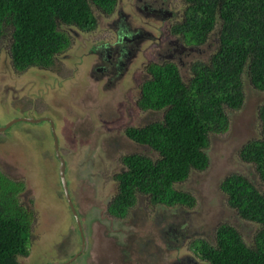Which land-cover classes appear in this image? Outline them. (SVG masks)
Masks as SVG:
<instances>
[{
  "label": "rangeland",
  "instance_id": "obj_1",
  "mask_svg": "<svg viewBox=\"0 0 264 264\" xmlns=\"http://www.w3.org/2000/svg\"><path fill=\"white\" fill-rule=\"evenodd\" d=\"M179 1L184 7L183 0ZM94 12L99 25L91 33L84 34L65 26L71 33L72 43L59 53L57 62L50 68L57 79L40 68L33 67L22 73L16 71L8 52L9 36L0 47V124H7L15 115L33 118L47 115L56 122L59 150L67 165L68 188L85 240L84 254L73 260L82 249V237L60 184L59 161L53 149L50 124L14 121L0 132V172L23 181L24 190L19 193V200L36 216L29 242L30 253L20 256L19 260L22 264L53 261L62 264H168L177 254L187 252L186 246H181L183 238L178 239V235L176 240L173 238L174 229L183 231L185 237L195 235L212 242L216 227L225 222L235 227L244 242L251 246L258 226L242 219L227 204L220 188L227 175L240 173L259 189H264L254 166L239 156L245 142L260 138L258 108L264 103V90L255 89L248 76L242 78V106L226 110L227 129L209 134L205 148L209 158L207 168L191 171L184 182L176 185L177 189L193 194L194 207H165L141 196L125 217L107 213V204L117 190L114 174L124 168L121 157L133 152L156 156L148 147L130 140L125 128L160 120L163 110H141L136 105L138 88L147 78L141 58L130 65L124 83L117 82L120 88H110L112 92L109 93L103 88V92L100 91L103 96L99 99L90 93V104L85 102L88 98L83 89L69 88L72 77L90 82L87 75L84 78L87 63L92 59L90 43L108 35L106 19L99 10L94 9ZM212 33V48L204 46L201 53H197L198 49L191 58H184L182 65L178 62L184 80L190 78L189 65L193 59L206 61L214 52L217 32ZM7 80L14 88L2 91ZM57 80L64 82L52 88ZM83 83L82 87L85 81ZM44 85L50 88H43ZM9 89H14L15 93ZM27 111H31L29 115ZM165 244L179 246L181 250L174 249L171 253Z\"/></svg>",
  "mask_w": 264,
  "mask_h": 264
},
{
  "label": "trees",
  "instance_id": "obj_2",
  "mask_svg": "<svg viewBox=\"0 0 264 264\" xmlns=\"http://www.w3.org/2000/svg\"><path fill=\"white\" fill-rule=\"evenodd\" d=\"M178 32L187 42L204 45L217 32V51L207 61L195 60L184 80L174 62H149V78L140 85L136 105L141 110H163L160 120L128 126L126 136L155 153L133 152L121 157L124 168L114 174L116 193L107 213L128 214L144 196L165 207L195 205L193 194L177 189L191 171L207 168L209 134L228 126L227 109L244 102L243 76L264 90V0H184ZM117 0H0V47L9 36L8 52L15 70L50 67L71 43L74 27L91 31L97 25L94 9L111 13ZM260 138L245 142L240 158L254 166L264 183V103L258 108ZM227 204L258 229L248 246L235 227L221 223L215 245L197 238L192 246L210 264H264V189L248 177L231 173L221 182ZM21 180L0 172V264H21L29 252L35 212L19 200Z\"/></svg>",
  "mask_w": 264,
  "mask_h": 264
},
{
  "label": "flooded vegetation",
  "instance_id": "obj_3",
  "mask_svg": "<svg viewBox=\"0 0 264 264\" xmlns=\"http://www.w3.org/2000/svg\"><path fill=\"white\" fill-rule=\"evenodd\" d=\"M183 2L185 1L183 0L182 3ZM184 7H185V4H184ZM184 7L181 5L179 0H117L115 8L111 13L106 14L102 11H99V14H101L102 17L106 19L105 22H106V30L108 31V35L100 37L99 39H96V41L93 40L92 41L93 43H90L91 45L89 47V51H90L89 53L91 54L92 59L89 61V63H87V67L85 69V77H84L86 78V75H87V78L90 79V82L84 79L83 81H85V86L82 87V84H84L83 81L75 80V78L72 77L71 78L72 80L68 79V80H71L70 81L71 83L69 84V88L73 89V87H78V88L80 87V89H83L84 94L88 98V101H85V102L90 104V100H89L90 93L94 94V96L97 99H99V96L101 97L103 96V94H101V92H103L102 91L103 88L108 90V93L112 92L111 89L120 88V86L119 87L116 86L117 82L122 81V83H124L127 73L129 71V67L135 59H139V58L142 59L141 62L143 63V73L147 75L146 79H148L149 74L146 71V66L151 61L156 62V63L157 62L164 63V62L170 61V62L176 63V65H178V62H180L182 65L183 64L182 60L187 57L191 58L193 54H196L198 49L199 51L197 53H201L203 51L204 46H206V48H212V44L214 41L210 40V38L208 39V41H206L204 45H197V44L194 45L192 43L187 42L184 36L178 32V24L183 18ZM96 18H97V15H96ZM98 25L99 24H98V19H97V25L93 30L82 31L78 29V31L83 32L84 34H88V33L95 31L98 28ZM70 37H72L71 34H70ZM215 51H217V46L214 52ZM58 55L59 54H57L55 57L54 64L57 62ZM10 60H11V57H10ZM195 60H201V59H195ZM195 60L193 59L192 62L190 63L189 71H190V66ZM53 65H51L50 67L34 66V68H37V69L40 68V70L42 71H49V73L54 76L53 78L57 79L58 76L54 75V73H52V71L50 70V68H52ZM31 68L33 67L26 68L25 70H22V71H18V70L16 71L21 72V73L25 71L28 72L29 69ZM137 72H138V69H137ZM57 74L59 75L58 72ZM129 80H130V76H128L127 78V81ZM63 82L64 81H58V80L55 81V83H52V88L55 85H62ZM7 83H8V80L3 86V89L1 88L2 91L4 89H8L9 87H13V85H9ZM45 87L50 88L49 85H44L43 88ZM138 89L140 92V87ZM9 90L14 92V89H9ZM19 92H20V89H19ZM30 112L31 111H27L26 114L28 113L30 114ZM11 117H9V119ZM43 117H47L49 118V120L42 119L39 121H35V119H39ZM13 118L15 122L24 121V122L42 123V124H47V125L50 124L49 129L51 127L50 131H51V135L53 138V143H52L53 149H54L55 156L57 157L56 150H55L54 131L51 125V121H52L54 125L55 134H56L57 128L55 129L56 127L55 121H53L47 115L38 116L35 118L30 117V116H24V115H15ZM5 125L0 124V126H5ZM8 127H6V129ZM3 131H0V132H3ZM56 139L58 143L57 134H56ZM58 149H59V146H58ZM65 164H66V161H65ZM66 167L67 165L65 166V179L67 181V188H68V179L66 178ZM59 172H60V169L58 173ZM59 179H60V174H59ZM60 184H61V179H60ZM68 192H69V188H68ZM63 193H64V190H63ZM69 194L71 197V192H69ZM71 200L76 209V206L74 204L72 197H71ZM178 207L192 208L194 206L192 207L178 206ZM69 209L72 213V216L75 217L70 207ZM76 212H77V209H76ZM75 219L77 218L75 217ZM78 219H79L81 230L83 233L82 240H84L83 227L81 225L79 216H78ZM78 228H79V224H78ZM174 230L176 232L174 233L173 238L176 240L177 235H178V239L179 237H182L183 243L181 246L182 247L186 246L187 252L179 256L177 254L175 256L176 259L174 260L173 258L172 260L169 261L168 264H210L205 258L200 257L197 254L198 250L196 249V247L192 246V242L195 239L201 238V237H195V235L193 236L189 235L190 237H185V234L183 231H178V229L177 230L174 229ZM79 232L81 234L80 229H79ZM207 242L211 245H215L216 243L215 232L213 235V241L212 242L207 241ZM165 245L167 246V244ZM84 247H85V240H84V245L82 244V249L76 253L77 256H75L76 258L74 257L73 260L77 259L80 255L84 254L83 253ZM168 248H170L171 253L174 249L181 250V248H179V246L176 247V245L175 247H168ZM29 253L30 251L28 252V255ZM26 256H23V257H26ZM20 263L22 264L21 261ZM47 264H62V263H56L53 261Z\"/></svg>",
  "mask_w": 264,
  "mask_h": 264
},
{
  "label": "water",
  "instance_id": "obj_4",
  "mask_svg": "<svg viewBox=\"0 0 264 264\" xmlns=\"http://www.w3.org/2000/svg\"><path fill=\"white\" fill-rule=\"evenodd\" d=\"M42 119H46V120L48 119L49 120V118L43 117V118L35 119V121H39V120H42ZM12 121H15V120L13 119ZM12 121L7 123L5 126H1L0 127V131H3L4 129H6V127H8L12 123ZM51 125H52V128H53L54 137H55V150H56V154H57V157L59 159V162H60V164H59V169H60L59 174H60L62 189L64 190V195H65V198H66V200L68 202L69 207L71 208L73 214L77 218V222L79 224V229L81 231V235H82V239H83V233H82V230H81V226H80V222H79V219H78V215H77L76 209H75V207L73 205V202L71 200V197H70V194H69L68 188H67V181L65 179V166H66L65 159L62 157V155L60 154V151L58 149V143H57L56 134H55V130H54V125H53L52 121H51ZM82 244L84 245V240H82Z\"/></svg>",
  "mask_w": 264,
  "mask_h": 264
}]
</instances>
